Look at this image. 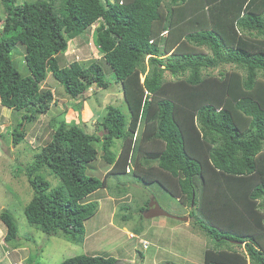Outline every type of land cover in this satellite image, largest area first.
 Masks as SVG:
<instances>
[{"label":"trees","instance_id":"16d2710c","mask_svg":"<svg viewBox=\"0 0 264 264\" xmlns=\"http://www.w3.org/2000/svg\"><path fill=\"white\" fill-rule=\"evenodd\" d=\"M105 1L0 0V106L23 113L12 131L14 145L23 140V127L54 103L42 87L48 74L70 99L91 86L121 92L119 105H106L97 133L64 118L53 121L50 141L24 169L32 190L27 223L47 237L82 243L84 222L98 209L85 198L129 169L191 207L194 225L216 243L203 264H264V0ZM94 24L93 43L112 82L95 61L59 64L68 42ZM16 45L24 48L28 77L11 60ZM147 139L160 142V150L145 151ZM100 140L111 166L102 180L85 175ZM43 171L60 187L51 188ZM205 208L208 222L223 230L198 222ZM0 221L4 242L16 245L12 215L3 210ZM23 264L36 263L27 258ZM59 264L115 259L79 255Z\"/></svg>","mask_w":264,"mask_h":264},{"label":"rangeland","instance_id":"374dc122","mask_svg":"<svg viewBox=\"0 0 264 264\" xmlns=\"http://www.w3.org/2000/svg\"><path fill=\"white\" fill-rule=\"evenodd\" d=\"M26 1L33 0H15L16 4ZM101 2L107 6V1ZM0 19L1 29L4 22L1 3ZM96 27L97 24L92 25L83 35L69 41L66 52L59 57V64L63 67L74 61L84 64L95 61L102 67L105 79L112 82L114 77L93 43ZM23 54V46L16 45L11 60L21 77H28ZM229 68L230 66L225 67ZM216 73L217 70L212 74ZM165 78L170 79V76L166 73ZM42 87L52 91L54 103L46 114L23 127L24 138L18 145L13 144L12 131L23 113L0 106V212L6 210L12 215L19 232L16 245L6 244V229L0 221V264H23L27 258L34 259L36 264H59L79 255L112 257L115 262L127 263L134 262L141 256L140 264H203L204 252L214 249L216 243L194 225L189 214L191 207L186 203L182 205L158 183L139 181L129 169L126 175L110 176L104 188L85 198V202L96 203L98 209L95 215L84 222L82 243L47 237L27 223L24 207L32 196V190L24 169L34 160V155L50 141L56 124L53 121L64 118L68 122L84 124L89 132L97 133L102 128L101 120L105 115L106 105L113 103L116 106L121 100V92L117 86L113 90L91 86L82 97L70 99L50 74ZM122 107L123 112H126L123 104ZM146 141L142 144L145 151L160 150L161 143L157 140ZM100 146L101 140L95 143L97 158L86 166L85 175L102 180L111 166L103 160ZM118 148L117 144L114 149L118 152ZM43 175L51 188L60 187V181L55 175L47 171H43ZM152 201L173 217L186 216L187 221L165 216L147 218V208ZM139 207L144 208L142 213L138 212ZM210 211L205 208L197 212L198 222L223 230L222 225L208 222L210 215L207 214ZM223 233L225 239L230 240L227 237H232L231 232Z\"/></svg>","mask_w":264,"mask_h":264},{"label":"water","instance_id":"95a60500","mask_svg":"<svg viewBox=\"0 0 264 264\" xmlns=\"http://www.w3.org/2000/svg\"><path fill=\"white\" fill-rule=\"evenodd\" d=\"M102 133L99 134V136H101ZM158 216H165V217H173L170 214H168L167 212H165L163 209H161V207L156 203V202H151L149 204L147 213H146V217L147 218H152V217H158ZM176 219L180 220V221H187V217H175ZM139 259H136L134 262H123V261H119V262H115V264H139Z\"/></svg>","mask_w":264,"mask_h":264},{"label":"flooded vegetation","instance_id":"af4514ba","mask_svg":"<svg viewBox=\"0 0 264 264\" xmlns=\"http://www.w3.org/2000/svg\"><path fill=\"white\" fill-rule=\"evenodd\" d=\"M147 210H148V208H147ZM182 217H186V216H182ZM171 218H174V219H176L175 217H171ZM176 220H178V219H176ZM180 221V220H179ZM140 264V263H139Z\"/></svg>","mask_w":264,"mask_h":264}]
</instances>
